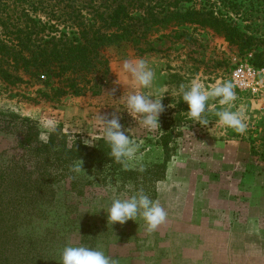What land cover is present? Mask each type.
I'll use <instances>...</instances> for the list:
<instances>
[{"label": "rangeland", "instance_id": "1", "mask_svg": "<svg viewBox=\"0 0 264 264\" xmlns=\"http://www.w3.org/2000/svg\"><path fill=\"white\" fill-rule=\"evenodd\" d=\"M218 2L222 13L256 37L249 50L240 52L237 45L208 27L186 24L150 36L152 51L127 45L107 47L103 52L107 67L98 66L86 78H79L80 85L90 89L84 94L46 97L38 90L47 88L35 79L9 84L0 78V126L9 125V111L16 112L38 122L39 136L41 122L51 120L68 135L69 143L83 142L95 129L98 112L123 111L119 97L137 90L131 77L122 72L125 59L149 62L155 71L151 91L156 93L178 89L197 74L207 85L218 79L233 82L232 72L240 65L264 68V0ZM117 75L121 84L115 83ZM235 92L236 106L247 116L243 135L230 129L212 135L208 129L214 122L207 127L193 124L184 113L187 104L179 96L165 95L160 125L165 117L172 124L176 149L164 179L156 182L146 179L145 169L163 159L161 147L155 145L160 129L148 133L126 112L118 113L130 135L143 141L136 167L124 170L121 165H102L73 172L74 188L69 178L21 206L16 201L7 203L15 214L8 226H0V253L4 254L0 258L5 264H57L61 250L71 243L101 249L119 264H264V86L253 91L235 85ZM171 103L175 108L169 107ZM208 118L216 119L211 113ZM5 129H0L1 164L11 152L23 155L17 147V128ZM126 186L142 188L164 207L166 221L154 232L148 233L139 218L108 225L106 213L99 212L114 197L130 195Z\"/></svg>", "mask_w": 264, "mask_h": 264}, {"label": "trees", "instance_id": "2", "mask_svg": "<svg viewBox=\"0 0 264 264\" xmlns=\"http://www.w3.org/2000/svg\"><path fill=\"white\" fill-rule=\"evenodd\" d=\"M219 7L218 0H0V78L9 84L35 79L47 88L38 90L46 97L84 94L90 89L80 85L79 78H86L98 66L107 67L103 54L107 47L127 45L152 51L150 36L186 24L208 27L237 45L240 52L249 50L256 37L243 32ZM8 114L9 125L0 129L17 128V147L23 155L11 152L7 162L0 163L1 228L15 214L7 203L16 201L21 206L69 178L74 188L76 175L70 168L75 162H81L84 169L120 166L111 161L110 149L102 139L93 147L80 140L69 143L58 126L45 143L39 139L37 121L16 112ZM166 120L155 139L164 156L145 169L148 181L164 179L176 149L172 124ZM0 264H5L1 258Z\"/></svg>", "mask_w": 264, "mask_h": 264}, {"label": "clouds", "instance_id": "3", "mask_svg": "<svg viewBox=\"0 0 264 264\" xmlns=\"http://www.w3.org/2000/svg\"><path fill=\"white\" fill-rule=\"evenodd\" d=\"M122 72L131 77L132 85L137 90L127 94L124 92L119 97L123 111L115 108L116 110L109 114L102 115L98 112L95 129L93 132L87 131L89 138L84 139L83 143L94 145L95 140L102 139L110 149L107 155L111 161L121 165L124 170L136 167L143 141H137L130 135V128L125 129L120 123L122 116L119 114L126 112L141 128L154 134L161 129L160 115L165 111L162 101L166 94L172 98L179 96L181 102L187 104L188 110L184 113L193 124L207 127L214 122V126L208 129L212 135L213 132L222 134L229 129L241 135L247 131V116L242 107L236 106L235 85L230 80L222 82L218 79L215 83L206 85L197 74L187 84H180L178 89L156 93L151 91L155 71L145 59H125ZM119 79L118 76L115 83L121 84L118 83ZM141 89L150 91L145 93L140 91ZM115 91L116 89L112 90V96ZM169 107L175 108L173 103ZM209 113L216 118L214 121L208 118ZM40 127L42 131L39 138L47 143L50 135L55 133L56 125L51 120H45L41 122ZM75 133L78 132L74 130L73 134ZM70 171L79 174L85 170L83 164L77 161ZM140 171H143V168ZM125 190L131 194L124 198L114 197L107 206L102 205L99 209V212L103 210L106 213L108 225H123L129 220L136 222L139 218L144 222L146 231L152 233L166 221L167 212L159 200L152 199L142 188L132 190L131 186H126ZM57 264H119V261L101 249L69 243L61 250Z\"/></svg>", "mask_w": 264, "mask_h": 264}, {"label": "built area", "instance_id": "4", "mask_svg": "<svg viewBox=\"0 0 264 264\" xmlns=\"http://www.w3.org/2000/svg\"><path fill=\"white\" fill-rule=\"evenodd\" d=\"M264 68L256 69L249 65L237 66L232 72L234 84L241 89L258 91L264 86Z\"/></svg>", "mask_w": 264, "mask_h": 264}, {"label": "crops", "instance_id": "5", "mask_svg": "<svg viewBox=\"0 0 264 264\" xmlns=\"http://www.w3.org/2000/svg\"><path fill=\"white\" fill-rule=\"evenodd\" d=\"M203 226H204V228H205V227H206V228L208 227V228L210 229V227H209L207 224H203ZM208 228H207V229H208Z\"/></svg>", "mask_w": 264, "mask_h": 264}]
</instances>
